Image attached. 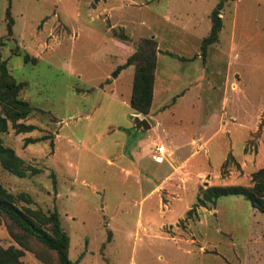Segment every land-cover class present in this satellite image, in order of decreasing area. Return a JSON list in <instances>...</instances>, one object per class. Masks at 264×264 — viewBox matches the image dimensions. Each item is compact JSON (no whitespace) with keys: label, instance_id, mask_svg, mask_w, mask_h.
I'll return each mask as SVG.
<instances>
[{"label":"rangeland","instance_id":"374dc122","mask_svg":"<svg viewBox=\"0 0 264 264\" xmlns=\"http://www.w3.org/2000/svg\"><path fill=\"white\" fill-rule=\"evenodd\" d=\"M219 1L0 0V61L25 84L19 97L35 108L21 120L35 129L17 134L9 125L3 144L37 169L18 177L0 166V183L14 194L30 195L34 207L57 209L75 264H264V213L237 195L207 202L202 211L197 202L209 186L252 185V174L264 167V0H223L217 40L203 47ZM167 18L189 28L197 22L203 33L190 42L194 55H201L199 62L207 64V84L202 81L197 88L199 101L190 88L172 111L180 114L187 134L206 123L207 152L198 151L190 162L207 174L193 183L164 179L152 196L147 193L156 182L150 173L166 175L167 162H153L152 147L141 162H129L126 137L134 133L149 145L162 136V127L138 133L130 125L128 105L121 98L110 104L97 87L112 66L113 40L133 53L139 38H154L150 33L157 32L164 46L172 47L168 42L176 32ZM125 53L119 49L115 62L126 60ZM163 117L164 124L173 125L171 112ZM41 136L47 138L25 144V138ZM183 193V201L173 200ZM188 201L193 209L177 222ZM0 245L20 247L4 220ZM21 260L43 264L28 250Z\"/></svg>","mask_w":264,"mask_h":264},{"label":"trees","instance_id":"16d2710c","mask_svg":"<svg viewBox=\"0 0 264 264\" xmlns=\"http://www.w3.org/2000/svg\"><path fill=\"white\" fill-rule=\"evenodd\" d=\"M223 0H220L210 13V33L202 41V46L212 44L217 40L222 27L219 10ZM7 33L11 35L13 18L9 6L6 9ZM15 54L23 56L24 61L30 60L28 53L20 49ZM157 43L154 38L141 37L136 49L124 64L118 65L113 71L116 76L128 65H133L134 73L129 99L131 109L137 113L147 114L151 107L155 70L157 63ZM35 59V58H34ZM25 84L17 82L9 72L6 62L0 61V166L5 171L18 176L27 177L37 173V169L26 163L14 149L3 144L2 133L9 125L15 133H27L35 129L33 124H26V119L35 110L28 101L19 97V92ZM47 137H27L25 144L34 143ZM253 184L245 185H215L207 187L197 195L200 206L207 202L215 203L221 196H243L253 207L264 213V167L252 174ZM33 199L25 192L12 193L0 183V223L4 220L12 239L20 246L0 245V264H25L21 257L24 250L32 251L43 264H75L68 256L69 236L61 226L60 216L56 208L44 211L34 207ZM33 205V206H32ZM193 209V208H192ZM190 210L187 212V214ZM38 244L39 249L33 246Z\"/></svg>","mask_w":264,"mask_h":264},{"label":"crops","instance_id":"0c3cea01","mask_svg":"<svg viewBox=\"0 0 264 264\" xmlns=\"http://www.w3.org/2000/svg\"><path fill=\"white\" fill-rule=\"evenodd\" d=\"M167 13L169 14V12ZM175 17L176 21H181L177 20V16ZM166 20L168 23V27L171 25V29L176 32L174 35L175 37L172 39L173 41L168 42L172 47L167 48L164 46L167 42H165L160 33H150V36L154 37L157 42V63L150 113L147 115H143L148 120L151 127L147 132H141L139 129L135 128L138 133L147 134L151 130L155 131L162 127V136L159 135L157 138H153L149 145L143 144V139H141V137H138L137 135L135 136L134 133L131 138L126 137V140H128V144L131 146L129 155L127 157V159H129V162H141L145 157H147L145 155H147L148 148L150 147H152V153H150L149 156L150 159L155 162L152 159L154 150L153 148H155L156 145H163L166 150L163 154L164 160L162 163L167 162V166L169 167L170 171L166 175H163L161 177H157L153 173H150V175L155 179L156 182L151 186L150 191H148L147 193L151 194L152 196L155 191L163 188L164 179L166 180L174 177L178 181H181L179 183H193L195 179L205 177L207 174V171H200V166L195 162H190L196 156L198 151L204 150L207 152L206 123L204 127L198 129L196 132L187 134L186 130L182 127V119L180 114L178 116L175 112L172 111L175 110L177 104H179V101L183 100L185 94H187V91H190V88H192L191 90H195V92L192 93L193 97L199 101L200 98L197 96V88L199 87V85L203 84L202 81H205V83L207 84V78L205 76V73L207 72V64L205 65L202 62H199L201 55H199L198 53L194 55L195 52L193 53V51L195 49L191 44L192 41H199L202 38V36L200 35H202L203 33L200 27H198L199 25L197 22L191 24L189 28L185 27L186 23H176L170 21L168 18ZM206 29L207 26L204 28V31ZM190 37L192 40L191 42ZM175 38L177 39V41ZM112 46L113 48L110 50V52H108V58L110 59L112 66L105 73L104 77L101 78L98 82L97 91L100 93V95L108 97L104 99H108L110 104H113L116 99L121 98L122 103L127 104L130 109L129 115H137L138 113L133 111L129 104L134 73L133 66H125L119 71L116 76L111 75V72L114 71L118 65H122L125 63V59L120 60L119 62H115V58L116 53L119 52V49H122L123 53H125L124 51H126L125 48L127 47V45L122 41L113 40ZM130 49L131 48L126 51V53H128V56L131 53ZM190 52H192L193 54L188 56ZM105 80H107V83H105V85L103 86L102 83L103 81L105 82ZM175 86L178 89H174ZM168 98H171L172 103H169L170 106H168L169 104L167 105L166 102ZM165 112H171V115L174 119L173 125H170L169 123L164 124V117L166 116L163 117V115ZM151 119L155 120L154 125L151 124ZM130 125L134 127L133 123ZM110 126L111 125L109 124L108 128ZM119 127L128 128V126ZM163 140L165 142H163ZM166 148L170 149L173 154L172 162L167 159ZM182 151L188 153L182 156ZM119 156L121 157L125 155L121 154ZM109 162L111 161L109 160ZM155 163L162 164L157 162ZM128 174L130 175V173ZM183 195L184 193L182 195H179L177 198H174L173 200L175 202L183 201ZM194 196H196V194H192V199L194 198ZM159 207H161V205ZM200 208L201 211L202 209H206L205 206H201ZM190 209H192L191 203L188 201V203L184 205L183 210L180 212L181 217L177 222H179L180 219H184V216L187 215V212ZM214 211L216 213V209H214Z\"/></svg>","mask_w":264,"mask_h":264},{"label":"water","instance_id":"95a60500","mask_svg":"<svg viewBox=\"0 0 264 264\" xmlns=\"http://www.w3.org/2000/svg\"><path fill=\"white\" fill-rule=\"evenodd\" d=\"M132 121L134 124V128H137L140 131H145L151 127L148 120L144 117L143 114L134 115Z\"/></svg>","mask_w":264,"mask_h":264},{"label":"built area","instance_id":"2783aa9c","mask_svg":"<svg viewBox=\"0 0 264 264\" xmlns=\"http://www.w3.org/2000/svg\"><path fill=\"white\" fill-rule=\"evenodd\" d=\"M165 151L166 150L163 145H156L152 154V159L157 163H162Z\"/></svg>","mask_w":264,"mask_h":264}]
</instances>
